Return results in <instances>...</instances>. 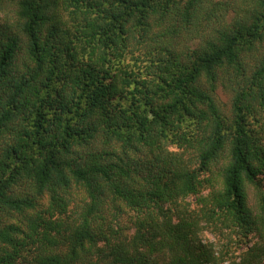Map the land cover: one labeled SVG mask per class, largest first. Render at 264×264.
I'll return each instance as SVG.
<instances>
[{
  "label": "trees",
  "instance_id": "16d2710c",
  "mask_svg": "<svg viewBox=\"0 0 264 264\" xmlns=\"http://www.w3.org/2000/svg\"><path fill=\"white\" fill-rule=\"evenodd\" d=\"M9 7L0 264H264V0ZM77 188L87 200L63 217ZM203 188L197 210L184 203ZM205 229L258 241L236 260Z\"/></svg>",
  "mask_w": 264,
  "mask_h": 264
},
{
  "label": "rangeland",
  "instance_id": "374dc122",
  "mask_svg": "<svg viewBox=\"0 0 264 264\" xmlns=\"http://www.w3.org/2000/svg\"><path fill=\"white\" fill-rule=\"evenodd\" d=\"M18 16H16L15 8L9 7L6 10V13L0 12V24L6 23L9 27H16L18 22ZM22 48L21 51H24V48L26 47L25 40L21 44ZM24 55L22 53H19L18 60L22 61ZM222 100L229 104V99H227L225 96L221 95ZM173 151L179 152L182 151L178 147H171ZM262 190L264 191V177H262ZM202 191L197 195H191L186 198L185 204H189L190 208H194V210H197L199 208V200L201 198H207L210 194L209 188H203ZM256 192L253 186H248V196H249V206L252 208L253 212H257V203H256ZM86 193L80 189L77 188L73 192L72 201L70 203V206L67 208V212L63 217L71 216L76 217V212H78L85 201ZM181 200H179L180 203ZM50 198L49 196H45L43 200L40 201V206L37 209H43L48 208L50 204ZM61 216V215H60ZM129 220L128 218L123 217L121 220V226L125 233L131 234L133 231H128L126 228L130 227L126 221ZM200 238L204 243H210L212 244L216 250L222 251L225 256H228V258H234L236 257L238 260V256L245 252L247 249H249L251 246H253L257 241L258 237L256 235H250L245 241L240 242L238 235L230 230L223 229L220 233H212L208 229H205L201 235ZM229 262V261H228ZM228 264V263H225Z\"/></svg>",
  "mask_w": 264,
  "mask_h": 264
}]
</instances>
